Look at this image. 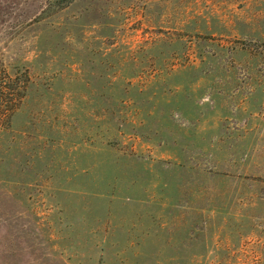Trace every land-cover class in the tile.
<instances>
[{
  "label": "rangeland",
  "instance_id": "1",
  "mask_svg": "<svg viewBox=\"0 0 264 264\" xmlns=\"http://www.w3.org/2000/svg\"><path fill=\"white\" fill-rule=\"evenodd\" d=\"M0 61V264H264V0H0Z\"/></svg>",
  "mask_w": 264,
  "mask_h": 264
},
{
  "label": "trees",
  "instance_id": "2",
  "mask_svg": "<svg viewBox=\"0 0 264 264\" xmlns=\"http://www.w3.org/2000/svg\"><path fill=\"white\" fill-rule=\"evenodd\" d=\"M31 78L27 71L11 74L0 61V128L5 127L26 96Z\"/></svg>",
  "mask_w": 264,
  "mask_h": 264
}]
</instances>
